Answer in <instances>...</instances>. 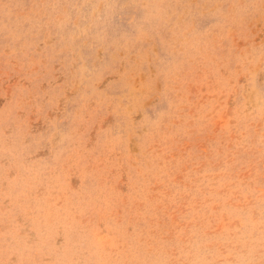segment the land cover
I'll use <instances>...</instances> for the list:
<instances>
[{
    "label": "rangeland",
    "instance_id": "rangeland-1",
    "mask_svg": "<svg viewBox=\"0 0 264 264\" xmlns=\"http://www.w3.org/2000/svg\"><path fill=\"white\" fill-rule=\"evenodd\" d=\"M0 264H264V0H0Z\"/></svg>",
    "mask_w": 264,
    "mask_h": 264
}]
</instances>
